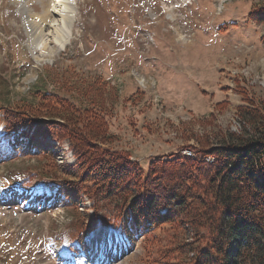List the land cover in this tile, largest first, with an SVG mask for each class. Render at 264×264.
<instances>
[{"label":"rangeland","instance_id":"1","mask_svg":"<svg viewBox=\"0 0 264 264\" xmlns=\"http://www.w3.org/2000/svg\"><path fill=\"white\" fill-rule=\"evenodd\" d=\"M261 1L73 0L71 41L48 59L30 47L26 24L50 0H0V106L5 99L32 102L36 89L77 97L81 86L87 96L107 99L112 150L144 171L157 158L188 157L186 150L219 130L251 131L236 108L264 101V25L249 17ZM216 103L222 104L211 122L200 123ZM35 142L37 150L19 142L13 157L0 158V264L93 261L97 250L88 236L111 227L76 243L92 221L93 202L79 192L69 203L38 180L49 169L68 176L65 166L74 168L77 156L67 140L47 135ZM137 226L128 237L112 231L110 260L102 264H160L170 244L167 224L156 241ZM184 234L186 241L190 231ZM192 255L175 251L168 262L189 263Z\"/></svg>","mask_w":264,"mask_h":264},{"label":"trees","instance_id":"2","mask_svg":"<svg viewBox=\"0 0 264 264\" xmlns=\"http://www.w3.org/2000/svg\"><path fill=\"white\" fill-rule=\"evenodd\" d=\"M249 17L264 25V0L251 8ZM77 89V97L36 89L30 97L40 99L37 102L5 99L0 106L2 160L15 155L19 142L23 149L37 150L35 140L47 135L67 140L73 148L77 162L72 169L65 166L68 176L49 169L38 180L69 203L74 204L72 197L79 192L93 202L92 221L74 241L81 242L100 225L128 237L136 233L138 223L156 241L157 230L167 224L170 244L161 249L160 264H169L175 251L180 256L183 251L193 254L189 263L182 264H264L263 100L236 108L251 131L219 130L200 141L192 156L157 158L144 171L110 148L104 93L87 96L83 87ZM221 104L216 103L198 121L210 123ZM208 157L213 161H207ZM163 202L167 203L164 211ZM185 224L188 230L183 229ZM184 231L192 234L186 236L191 243L185 241Z\"/></svg>","mask_w":264,"mask_h":264},{"label":"bare ground","instance_id":"3","mask_svg":"<svg viewBox=\"0 0 264 264\" xmlns=\"http://www.w3.org/2000/svg\"><path fill=\"white\" fill-rule=\"evenodd\" d=\"M72 1L50 0L51 5L47 10L43 13H35L31 14V17L29 16L26 25L29 45L32 50L40 52L42 56L48 57V59H52L57 51L64 50L70 43L73 36V26L76 21V8L73 6ZM36 9L34 7L35 11ZM173 21L175 20L173 19ZM175 30L179 38H185L182 31ZM185 154L192 156V151L188 150ZM206 160L212 162L213 158L208 157ZM112 234V230L107 227H101L93 231L87 240L92 242L93 248L97 250V256L93 261L89 257L80 259V264H102L104 261L108 262L110 259L107 255V250L112 244Z\"/></svg>","mask_w":264,"mask_h":264},{"label":"built area","instance_id":"4","mask_svg":"<svg viewBox=\"0 0 264 264\" xmlns=\"http://www.w3.org/2000/svg\"><path fill=\"white\" fill-rule=\"evenodd\" d=\"M185 152H188V150H186Z\"/></svg>","mask_w":264,"mask_h":264}]
</instances>
